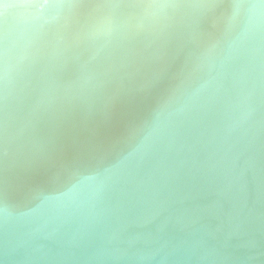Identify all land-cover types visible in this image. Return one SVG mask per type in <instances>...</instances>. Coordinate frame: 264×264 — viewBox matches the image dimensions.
Segmentation results:
<instances>
[{
    "label": "water",
    "instance_id": "water-1",
    "mask_svg": "<svg viewBox=\"0 0 264 264\" xmlns=\"http://www.w3.org/2000/svg\"><path fill=\"white\" fill-rule=\"evenodd\" d=\"M0 264H264V0H0Z\"/></svg>",
    "mask_w": 264,
    "mask_h": 264
}]
</instances>
